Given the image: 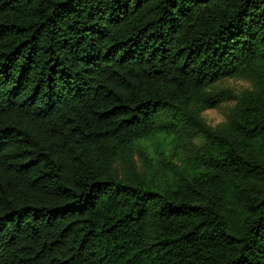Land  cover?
Returning a JSON list of instances; mask_svg holds the SVG:
<instances>
[{
  "label": "trees",
  "instance_id": "trees-1",
  "mask_svg": "<svg viewBox=\"0 0 264 264\" xmlns=\"http://www.w3.org/2000/svg\"><path fill=\"white\" fill-rule=\"evenodd\" d=\"M0 264H264V0H0Z\"/></svg>",
  "mask_w": 264,
  "mask_h": 264
},
{
  "label": "rangeland",
  "instance_id": "rangeland-1",
  "mask_svg": "<svg viewBox=\"0 0 264 264\" xmlns=\"http://www.w3.org/2000/svg\"><path fill=\"white\" fill-rule=\"evenodd\" d=\"M220 85L229 86L236 91H242L252 87V83L243 78L228 77L219 82ZM232 102L223 103L216 108H211L203 112V118L212 126H216L226 120L229 107Z\"/></svg>",
  "mask_w": 264,
  "mask_h": 264
}]
</instances>
